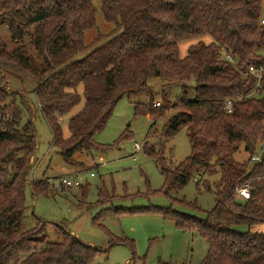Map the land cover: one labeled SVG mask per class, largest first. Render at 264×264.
Returning a JSON list of instances; mask_svg holds the SVG:
<instances>
[{"label": "trees", "instance_id": "16d2710c", "mask_svg": "<svg viewBox=\"0 0 264 264\" xmlns=\"http://www.w3.org/2000/svg\"><path fill=\"white\" fill-rule=\"evenodd\" d=\"M93 1L0 0V28L15 42L9 47L0 34V264H88L99 251L63 229L62 241H48L39 218L29 228L22 226L26 173L37 146L32 121L21 123V107L33 109L28 94H35L63 161L80 165L75 154L92 156L118 146L121 138L101 144L94 135L122 97L148 90L153 77L179 85L180 95L171 106L162 103L165 94L161 102L134 103V114L155 121L171 110L163 138L186 127L190 142V154L176 164L160 150L143 149L156 158L164 177L160 191L171 198L198 176L215 201L205 218L169 207L153 210L206 240L207 253L198 264H264V229H256L264 226V146L259 147L264 55L258 52L264 47L263 0H98L104 20L114 27L86 42L85 32L95 24ZM205 34L212 40H199L179 55L180 42ZM251 65L263 67L259 80L248 72ZM23 77L35 87L9 91L6 82L14 78L19 86ZM67 114L68 134L63 135L61 119ZM240 148L243 160L233 156ZM258 150L259 160L249 165ZM215 173L211 183L204 178ZM30 183L33 195L50 185ZM246 184L244 199L237 189ZM236 225L248 229L239 231Z\"/></svg>", "mask_w": 264, "mask_h": 264}, {"label": "rangeland", "instance_id": "374dc122", "mask_svg": "<svg viewBox=\"0 0 264 264\" xmlns=\"http://www.w3.org/2000/svg\"><path fill=\"white\" fill-rule=\"evenodd\" d=\"M93 4L95 24L85 32L86 42L98 32L108 33L114 27L104 20L98 0H94ZM261 17H264V0ZM0 34L9 47L15 43L4 27L0 28ZM199 40L209 42L212 38L205 34L180 42L179 55H186L188 46ZM258 52L264 55V47H260ZM4 79L9 78L5 76ZM6 83L12 92L19 87L26 91L35 87V83L26 77L21 79L19 86L14 78ZM149 84L148 90L122 97L106 126L94 135V139L101 144H110L121 138L118 146L106 152L93 151L92 156L77 153L74 158L82 161L80 165H69L63 161L58 149L51 144L52 133L37 107L35 94H28V102L33 109L29 113L21 107V123L28 119L32 121L37 146L26 173L27 207L23 228L35 225L39 218L44 221L46 239L54 242L63 240L62 229L70 231L81 242L99 249L88 264H198L202 261L208 249L206 240L196 230H182L173 220L153 210L169 207L190 216L205 218L215 201L212 190L206 188L202 184L203 178L198 176L191 178L177 192H172V199L160 191L164 177L156 158L143 149L160 150L169 162L176 164L190 154V142L186 127L167 140L163 138L171 110L155 121L148 115L134 114V103H150L152 98L161 102L165 94L167 100L162 103L171 106L181 93L179 85H165L158 77L151 78ZM192 88L190 82L188 95L192 96ZM81 105L82 101L69 113H74ZM70 114L61 119L63 135L68 134L67 118ZM262 142L264 139L260 144ZM135 143L140 149L134 148ZM259 155L261 150L256 152L258 158ZM233 156L243 160L246 153L240 148ZM256 161L250 159L249 165ZM61 176L76 177L81 186L57 190L50 184L44 193H31L30 181L48 182L51 178L56 181ZM204 178L211 183L218 178V173ZM153 190L155 193L151 194ZM234 228L244 231L248 226L236 225ZM256 229L262 230L264 226Z\"/></svg>", "mask_w": 264, "mask_h": 264}, {"label": "built area", "instance_id": "2783aa9c", "mask_svg": "<svg viewBox=\"0 0 264 264\" xmlns=\"http://www.w3.org/2000/svg\"><path fill=\"white\" fill-rule=\"evenodd\" d=\"M260 23L264 25V17L260 18ZM229 61L234 63V60H232L229 56H227ZM248 72L255 75L257 80L262 75L263 72V67L262 66H249ZM227 111H231V101H227L226 106H225ZM264 146V142L260 144V148ZM134 148L136 150L140 149L139 145L137 143L134 144ZM260 156V155H259ZM252 160H259V158L256 156V153H254L251 156ZM92 174V173H91ZM48 183H50L55 189L57 190H63L65 188L71 187V186H78L80 182L76 179V177H69V176H61L57 178L56 181H54L53 178L48 179ZM238 195L241 198L247 199L249 197V187L246 185L242 186L241 188L237 189Z\"/></svg>", "mask_w": 264, "mask_h": 264}]
</instances>
